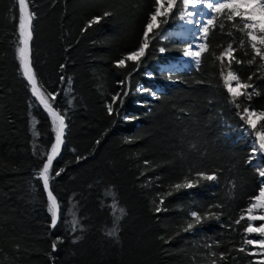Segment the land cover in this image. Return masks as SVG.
Segmentation results:
<instances>
[{"label": "trees", "instance_id": "16d2710c", "mask_svg": "<svg viewBox=\"0 0 264 264\" xmlns=\"http://www.w3.org/2000/svg\"><path fill=\"white\" fill-rule=\"evenodd\" d=\"M26 2L34 13L32 67L65 116L49 178L59 219L51 227L37 175L55 126L21 74L18 0H0V264H257L245 243L246 209L264 177L257 160L249 162L252 139L240 113L264 112V61L248 63V38L218 15L199 65L187 64L188 43L174 29L179 10L160 17L167 22L149 33L139 61L120 67L117 61L143 43L155 0ZM94 17L101 19L89 25ZM229 43L241 63L217 59ZM229 70L254 85L250 99L236 100L240 108L223 83L221 72ZM257 124L264 129L259 116ZM201 171L217 179L198 177ZM186 180L194 186L174 188ZM109 191L125 210L116 237L107 235L116 226ZM73 213L82 230L71 231ZM188 223L194 227L185 231Z\"/></svg>", "mask_w": 264, "mask_h": 264}, {"label": "snow or ice", "instance_id": "6c2138e0", "mask_svg": "<svg viewBox=\"0 0 264 264\" xmlns=\"http://www.w3.org/2000/svg\"><path fill=\"white\" fill-rule=\"evenodd\" d=\"M156 7L154 11L151 13V17L149 22L146 24V31L144 32V40L141 46L133 52H130L128 55L117 61L120 67L125 66V62L127 60L131 61H139V59L145 54V49L148 47V35L153 32L154 29H159L160 24L162 22H167L166 20L158 21V17H167L168 14L172 11L173 7L176 5L177 0H155ZM165 2L167 6L165 7ZM183 9L179 16L181 20H187L188 22H192L189 20V17H194L197 14L195 12H189L187 9L189 7L195 8L199 5H204L207 9L211 10L209 14L201 13V15H208L207 18L202 24L199 26V31L202 37H207L209 32V26H215V21L217 16H222L228 22H232V27L243 33L249 40V44L251 49L254 51L253 58L248 61L249 64L255 62L256 57H259L261 61H264V0H182ZM19 6V39L20 46L17 48L18 58L20 61L21 74L23 78L26 79L28 85L30 87V91L32 95L37 98L38 104L42 105L47 112L50 114L52 123L55 126V142L51 144L50 150L46 152L42 156V167L37 173L38 178L42 179L43 187L47 189V200H48V211L51 214V227L55 228L58 220V211L59 204L56 196L49 189V178L50 172L52 170L53 161L59 155L61 151V145L64 143L63 136L66 128L65 124V116L60 112L55 110L52 106V103L55 102V96L52 93H47L46 90H42V86L38 83V77L32 67V62L30 59V47L29 42L32 39L31 32V23L34 16V13H30L28 11V5L26 0H18ZM163 9V11H162ZM111 13L105 12L104 15H110ZM101 17H94L89 21V25L98 23ZM239 20V23H235V21ZM196 23H200L196 21ZM221 27L223 25L221 24ZM167 38V37H165ZM244 41H240V46H243ZM262 47H258L257 45ZM206 44H199L198 50L193 49L192 44H187L186 49L183 51V55L186 57L194 58L195 63L199 65L200 56L202 52L207 51ZM163 51V49H161ZM236 49L233 47L232 43H229L227 47L223 49L217 59L224 63L225 57L228 58V63H231L235 60L236 63H241V61L236 60L234 53ZM264 67V65H261ZM63 68V65L61 66ZM223 77L224 86L227 89V92L232 97L233 103L236 104V100L240 97H246L248 99L251 98V92L249 89L255 90L254 85L248 82H242L239 75L229 70L225 75L223 71L221 72ZM64 77H61L63 80ZM248 81L252 80V76L247 77ZM70 84V79H69ZM234 84V86H233ZM140 89H138L139 91ZM144 91H148L144 89ZM151 95L155 96V92H151ZM50 99L52 102H50ZM116 97H113L115 101ZM237 108H240L239 104H236ZM107 110L111 114L113 112L112 104L107 105ZM241 119L245 121V131L246 134L249 135L252 139V146L250 150V160L256 159L258 156H264V129H259L257 120L253 117L257 115L259 118L264 121V112H260L257 114L254 110H249V108L245 107L241 110ZM125 119H131L130 117H125ZM33 129H35V125H33ZM35 135H39V133H35ZM99 143V141H97ZM80 159V158H78ZM147 164L148 162L145 161ZM63 169L55 172L56 176H59ZM257 172L260 177H264V165L257 167ZM198 177H203L205 180L214 181L217 179L216 175L213 173L212 175H208L205 172L201 171L196 174ZM194 186V183L191 180H186V182L181 184L174 185L175 189L181 188H191ZM108 195L113 197V203L111 204L112 214L115 217V225L112 229L107 232L108 236L116 237L118 236V222L122 219L125 214V210L123 208H117V201L115 194L113 192H108ZM171 195V193H169ZM252 201L249 207L246 209L247 219L249 223L245 228L246 233H258L260 237L254 239H247L245 243L247 245H259L260 248L264 249V223H261L258 227H254L251 222L255 221H264V215H253V211L257 209L264 210V187L259 189L257 195L252 197ZM164 203L163 197L160 198V204ZM117 211L119 215H116ZM155 211L158 213L161 211L159 206L156 207ZM206 215H215L214 213H206ZM190 216L194 218L195 224H199L202 222V216L197 211H191ZM245 219L244 216H241L240 219L236 220L235 223L239 224L241 220ZM194 227L193 223H188L187 227L184 229L185 231L191 230ZM70 228L72 232H76L78 228L82 230V226L80 225V221L76 218L73 213V219L70 222ZM79 239V237H77ZM59 240V238H58ZM57 242L54 241L52 244L53 251L56 250ZM243 250V249H241ZM215 255V253H213ZM223 256V254H221ZM264 264V261L261 262Z\"/></svg>", "mask_w": 264, "mask_h": 264}, {"label": "rangeland", "instance_id": "374dc122", "mask_svg": "<svg viewBox=\"0 0 264 264\" xmlns=\"http://www.w3.org/2000/svg\"><path fill=\"white\" fill-rule=\"evenodd\" d=\"M167 6L166 2H165V7ZM180 7V8H179ZM198 7V6H197ZM197 7L192 8L189 7L187 9V11L189 12H199V14H197L198 18L196 20L194 19H190L191 17H189L188 19L191 20L192 22H188L187 20H181L179 19L178 16V21H177V25L174 27L175 29V33L178 34V36L182 37L185 41H187L188 44H192L193 45V49L194 50H198V45L199 44H204L203 40L204 37L201 36V33L199 31V26L200 24H202L207 18H209L208 15H201V13H205V14H209L211 12V10L207 9L204 5L202 7V9H198ZM183 9V4H182V0H177L176 5L173 7L172 11L169 13H175L176 11ZM163 11V9H162ZM168 14V15H169ZM181 14V12H180ZM158 21H160V17L157 18ZM196 21H199L200 23H196ZM161 35H168L169 31L166 30L164 27H161ZM186 49V47H185ZM182 60H184L187 64H194L195 63V59L194 58H190V57H186L184 55H182ZM234 86V84H233ZM254 119L257 120L258 116L253 117ZM264 156H258L255 160H257V162L259 163V165L261 166L262 164V160H263ZM262 187H264V184L262 185ZM253 215H264V210L261 209H257L254 210ZM247 216V213H246ZM253 224L254 227H258L261 223H264V221H255V222H251ZM248 234V238L247 239H254V238H258L260 237V234L258 233H247ZM248 247L252 248V252H254L256 254V262L257 264H261L262 261H264V249L260 248L259 245H247Z\"/></svg>", "mask_w": 264, "mask_h": 264}, {"label": "bare ground", "instance_id": "6f19581e", "mask_svg": "<svg viewBox=\"0 0 264 264\" xmlns=\"http://www.w3.org/2000/svg\"><path fill=\"white\" fill-rule=\"evenodd\" d=\"M202 7H203V5H199L197 8L198 9H202ZM28 11H29V9H28ZM196 14H199V12H197ZM198 15H196V16H194V17H191L190 19H194V20H196L198 17H197ZM145 31H146V29H145ZM29 44H30V42H29ZM54 108V107H53ZM55 109V108H54ZM56 110V109H55ZM64 137V136H63ZM61 147H62V145H61ZM50 189V188H49Z\"/></svg>", "mask_w": 264, "mask_h": 264}, {"label": "water", "instance_id": "95a60500", "mask_svg": "<svg viewBox=\"0 0 264 264\" xmlns=\"http://www.w3.org/2000/svg\"><path fill=\"white\" fill-rule=\"evenodd\" d=\"M27 3V2H26ZM29 9V8H28ZM32 32V31H31ZM29 47H30V54H31V40H30V44H29ZM43 107V106H42ZM44 108V107H43ZM45 109V108H44ZM46 110V109H45ZM47 111V110H46ZM65 133V131H64ZM63 141H64V137H63ZM63 145V144H62ZM62 149V147H61ZM60 154V153H59ZM49 188H50V185H49ZM51 190V189H50ZM48 191V190H47ZM58 219H59V215H58ZM58 221V220H57Z\"/></svg>", "mask_w": 264, "mask_h": 264}]
</instances>
